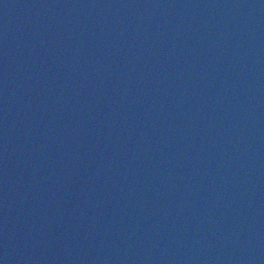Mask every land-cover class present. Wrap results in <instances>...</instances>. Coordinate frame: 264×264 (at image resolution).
Instances as JSON below:
<instances>
[{
    "label": "water",
    "instance_id": "water-1",
    "mask_svg": "<svg viewBox=\"0 0 264 264\" xmlns=\"http://www.w3.org/2000/svg\"><path fill=\"white\" fill-rule=\"evenodd\" d=\"M0 264H264V0H0Z\"/></svg>",
    "mask_w": 264,
    "mask_h": 264
}]
</instances>
